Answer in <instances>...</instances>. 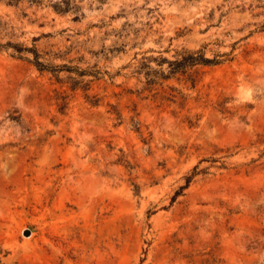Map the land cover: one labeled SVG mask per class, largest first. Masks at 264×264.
<instances>
[{"label": "rangeland", "instance_id": "1", "mask_svg": "<svg viewBox=\"0 0 264 264\" xmlns=\"http://www.w3.org/2000/svg\"><path fill=\"white\" fill-rule=\"evenodd\" d=\"M57 1L0 0V264H264L260 1Z\"/></svg>", "mask_w": 264, "mask_h": 264}, {"label": "trees", "instance_id": "2", "mask_svg": "<svg viewBox=\"0 0 264 264\" xmlns=\"http://www.w3.org/2000/svg\"><path fill=\"white\" fill-rule=\"evenodd\" d=\"M34 1L35 0H32V2ZM259 1H260L259 8L264 9V0H259ZM82 2H84V0H58L53 5V9L58 14L75 13L76 15L79 16L83 14V8L81 6ZM22 51H29L34 54V65L37 67L39 71L41 72L43 71L53 72L54 71L39 61L40 55L38 54L36 49H31V50L19 49V52H22ZM168 64H169L168 72L150 71L146 74L148 86L156 85L159 79L169 80L172 77H175L176 75H186L187 71L195 66L217 65L219 64V61L216 59H208L206 58L203 52L199 51L196 53L184 52L183 57L181 59L170 61L168 62ZM66 106H67V103H64L60 107V111H63L66 108ZM191 180H192V177L187 178V185L180 188L179 192L176 193L174 199L178 198L181 195V191H183L186 187L189 186Z\"/></svg>", "mask_w": 264, "mask_h": 264}, {"label": "water", "instance_id": "3", "mask_svg": "<svg viewBox=\"0 0 264 264\" xmlns=\"http://www.w3.org/2000/svg\"><path fill=\"white\" fill-rule=\"evenodd\" d=\"M26 235H27V236H29V235H30V232H29V231H27Z\"/></svg>", "mask_w": 264, "mask_h": 264}]
</instances>
